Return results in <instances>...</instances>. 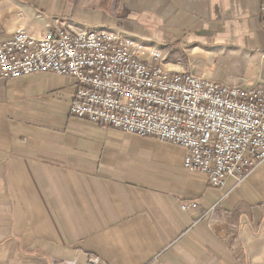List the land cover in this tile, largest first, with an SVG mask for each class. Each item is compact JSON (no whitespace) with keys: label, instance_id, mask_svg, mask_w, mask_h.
Instances as JSON below:
<instances>
[{"label":"crops","instance_id":"0c3cea01","mask_svg":"<svg viewBox=\"0 0 264 264\" xmlns=\"http://www.w3.org/2000/svg\"><path fill=\"white\" fill-rule=\"evenodd\" d=\"M92 1L0 0V40L114 29L159 47L167 70L225 82L237 65L264 81V0ZM75 86L0 76V264H264V162L211 186L178 145L70 116Z\"/></svg>","mask_w":264,"mask_h":264},{"label":"built area","instance_id":"2783aa9c","mask_svg":"<svg viewBox=\"0 0 264 264\" xmlns=\"http://www.w3.org/2000/svg\"><path fill=\"white\" fill-rule=\"evenodd\" d=\"M260 25L264 34V1ZM162 60L159 47L118 30H73L64 22L42 37L18 30L0 40L2 78L70 77L76 83L70 116L178 145L183 167L202 173L211 186L229 176L243 180L264 162V81L224 84L167 70Z\"/></svg>","mask_w":264,"mask_h":264},{"label":"rangeland","instance_id":"374dc122","mask_svg":"<svg viewBox=\"0 0 264 264\" xmlns=\"http://www.w3.org/2000/svg\"><path fill=\"white\" fill-rule=\"evenodd\" d=\"M93 6L97 7L98 6H104V7H111V10L113 8H117L119 6H121V0H93L92 1ZM123 5L129 7L127 5V3H123ZM130 7L133 9H137L139 8V3L137 0H132L130 2ZM110 9V8H109ZM116 12V11H115ZM97 13H100L99 11H97ZM116 17V15H115ZM172 55V53H171ZM170 60H173V58L170 56L169 57ZM228 71H229V75H223L224 73H221L222 75H220L223 79L225 80V82L222 83H226V84H232V83H241V86H249L251 83L257 81L259 78L257 77H245L244 73V67L241 66H237V65H228ZM260 77L264 78V62L260 63L258 65V70ZM251 86V85H250Z\"/></svg>","mask_w":264,"mask_h":264}]
</instances>
